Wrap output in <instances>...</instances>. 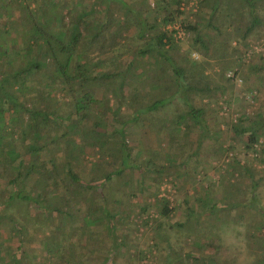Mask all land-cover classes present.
Instances as JSON below:
<instances>
[{
  "label": "trees",
  "instance_id": "16d2710c",
  "mask_svg": "<svg viewBox=\"0 0 264 264\" xmlns=\"http://www.w3.org/2000/svg\"><path fill=\"white\" fill-rule=\"evenodd\" d=\"M134 1L0 0V264L35 263L27 239L36 234L46 262L81 264L71 262L65 241L96 224L110 241L101 264H113V256L126 248L120 230L125 211L121 196H108L110 186L134 170L139 192H147L150 181L156 196L167 168L189 179L212 154H227L231 146L245 154L224 163L232 195L213 192L219 182L210 177L207 187L184 200L183 221L168 228L182 232L188 250L162 236L165 264H225L212 229L233 218L245 222L246 244L255 256L251 264H264V57L250 66L261 73L262 91L233 99L238 115L228 120L230 145L221 141L218 124L214 129L210 123L215 113L197 98L204 94L215 103L225 97L224 82L235 79L241 67L238 56L264 36V0H196L194 21L179 20L190 0H141L139 7ZM120 22L135 28L128 42L121 41ZM182 31L191 36L187 50L178 44ZM231 60L238 70L226 78ZM211 62L221 67L216 81L207 73ZM223 101L233 103L230 96ZM254 101L253 113L245 112ZM148 118L159 123L150 155L128 136L134 126L149 124ZM163 135L167 148L161 146ZM199 202L202 211L192 207ZM150 208L166 219L174 212L164 198ZM66 224L73 229L63 235ZM13 237L18 244L10 250L6 242Z\"/></svg>",
  "mask_w": 264,
  "mask_h": 264
},
{
  "label": "rangeland",
  "instance_id": "374dc122",
  "mask_svg": "<svg viewBox=\"0 0 264 264\" xmlns=\"http://www.w3.org/2000/svg\"><path fill=\"white\" fill-rule=\"evenodd\" d=\"M140 1L141 0L134 1L138 7L140 5ZM147 2L148 4H151L152 0H148ZM184 5L183 13L185 14H183L179 20H181L183 17L194 21L195 14L198 10L197 1L190 0ZM117 27L120 31L121 41L125 40L128 42L130 31L134 32L135 28L130 29V27L125 26L123 23L117 25ZM175 28L177 29L179 26ZM170 29H172V26H170ZM88 35L89 34H86L85 38H88ZM178 37L181 39L178 41V44L183 50H187L191 36L187 34L183 35L182 31L178 34ZM232 46H234V43H232ZM191 56L200 59L198 53L193 52L191 53ZM238 57H240L238 64L241 66L239 70L237 69L238 64H231L233 63V60L227 62L225 65L227 67V70L224 72V76L226 78L230 74L235 73L236 69L238 70V74H236V77H234L235 79H232L229 81V83L223 81L224 85H229V87L225 89L227 90L225 91V97L215 98L218 100L215 103H210L207 97H203L204 94L200 96L201 98L197 97L198 99L203 100L205 105L208 106V110L212 109V112L215 113L212 120H210V123L213 126L214 122H216L220 130L223 131L221 141L224 143V145L230 143L227 131L228 120L232 117L236 118V115H238L236 112L237 108L234 107V97L236 96L238 99L242 98L247 100L250 98V95L254 94V92L262 91L260 86L263 84V81L260 80L261 73L260 71L252 73L253 70H250V66L258 57H264V36L260 37L259 39H252L249 42V45L244 48L243 52ZM210 65L211 66L209 69L211 67L213 68L212 70L207 71V73H209L210 79L216 81L218 78H220L219 73L221 67L214 65L212 62ZM214 73H218V75H215ZM202 84L203 82L201 81L200 85ZM145 85L147 84H142V87L146 88L148 86ZM229 96L232 98L233 103L228 105L224 103L223 99ZM257 105L258 104H256V101H254L253 105L244 107L245 112L252 114ZM262 110H264V107H262ZM130 111L131 110H128L129 113ZM147 122L149 124L143 127L137 125L132 129H129L128 136L131 140L138 141V144H140V146L143 148V151H145V153L148 152L150 155V149L158 144V141L156 140V131L159 127V123L154 120L151 121L150 118L147 119ZM161 138V146L163 145L162 147L167 148V136L163 135ZM193 138L195 137L193 136L192 139ZM160 149L161 148H159V150ZM227 150V154L223 152L221 153L220 150H218L216 155L212 154V160L209 161L208 164L204 165L205 169L195 170L189 179L187 178L183 180L182 177L178 175V172L175 168H167L165 175L158 185V194H156V196L153 195L155 189L152 185L154 183H151L150 181L146 183V187L148 189L147 192H139L138 186L140 184L138 181L140 174L138 171L128 170L125 174L121 175L119 177L120 183H116L117 185L115 186H110L111 189L107 191L108 196L112 199L121 196L124 204L122 205L123 207L121 206L122 208H120V210L125 211L126 213L125 214L123 212L122 214L123 218L121 220L120 229L126 238V248L119 249L118 253L113 256V264H165L166 249L168 248L166 246L167 243L162 239V236L166 237L168 240L167 242L170 244H173L176 247L178 246L179 248L183 247L182 249L184 251L188 250V247H186L188 241H184V244L181 243L183 236L182 232H178V229H176L177 227L175 225L173 226L174 228H168V225H172L176 221H183L185 217L184 207L188 205L184 204V200H192L194 198L195 190L199 189L200 186L201 188L207 187L206 183H208L210 177H212L214 181L219 182V185L214 187L213 192L218 194L224 193L225 195H232V193L229 191L230 187L228 184L232 181V175L224 166V163L226 164L233 156L239 157L245 154L244 150H242L240 146H231ZM160 152H162V150ZM247 157L250 158V155ZM158 158V160L161 161L160 159L162 156H159ZM256 166L259 167L254 163L253 168L258 169ZM176 176H179V178L176 179ZM31 182L32 181L29 182L30 185ZM113 187L115 189H112ZM260 192L264 203V181L261 183ZM123 194H125V196H123ZM162 198L166 199L168 201L169 207L174 209V212L168 219L160 217L159 213L156 212L154 208H150L149 210L146 209L149 206L151 207L158 203V201ZM190 206H192L191 203ZM192 207L195 210H198L201 207V203H195V205ZM200 210L202 211V208ZM22 211V213H24L25 208H23ZM238 211L239 210L232 212L230 217L235 215V213ZM27 214L24 213L23 216L27 218ZM203 214L205 215L203 218L207 219L206 216H208V212L203 211ZM77 221H79V218H77ZM77 223H80V221ZM202 223L205 224L206 220H204ZM244 223L245 222L240 221L239 218H233L228 220L226 223H219L217 227L212 229V231H214L219 237V240L217 243H215V245L218 247L221 246L222 248V251L218 254V257L222 263L251 264L253 262L255 256L250 254L251 251L247 247L244 237ZM3 229L4 227H0V230ZM63 229L64 230L62 234L65 235L69 233L71 231L70 229H73V227H71L69 224H66L65 228ZM75 233V237L69 241H65L64 244V250H66V253H70L67 255L71 259V262L80 261L81 264H101L102 262H105L109 254L108 245L110 244V241L107 236L106 229L103 228V226L96 224L95 226L90 227L88 234L85 232L82 235L81 231L79 230H75ZM32 237L33 238L25 237V239L28 238L27 240L30 242L28 243L30 244L28 248L31 253L29 260H33L35 263L38 262L39 264H49L48 261L46 262L45 259L42 258V252L39 251V236L36 234ZM6 244L10 250L15 249L18 244L16 237H13V239L8 243L6 242ZM156 244L159 245L157 248L155 247ZM25 245L27 246V243H25ZM203 252L206 254L208 250H204ZM33 253H36L38 257H36Z\"/></svg>",
  "mask_w": 264,
  "mask_h": 264
},
{
  "label": "built area",
  "instance_id": "2783aa9c",
  "mask_svg": "<svg viewBox=\"0 0 264 264\" xmlns=\"http://www.w3.org/2000/svg\"><path fill=\"white\" fill-rule=\"evenodd\" d=\"M180 37V36H179ZM228 77L233 78V74H230Z\"/></svg>",
  "mask_w": 264,
  "mask_h": 264
}]
</instances>
